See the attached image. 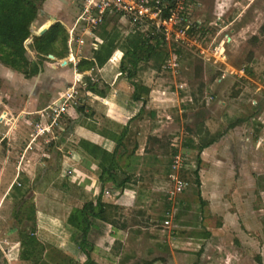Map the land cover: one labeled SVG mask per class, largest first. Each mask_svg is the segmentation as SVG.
I'll return each instance as SVG.
<instances>
[{
	"label": "rangeland",
	"instance_id": "1",
	"mask_svg": "<svg viewBox=\"0 0 264 264\" xmlns=\"http://www.w3.org/2000/svg\"><path fill=\"white\" fill-rule=\"evenodd\" d=\"M188 13L191 23H200L212 35L219 30L228 35L229 64L244 73L241 77L226 74L225 79L220 80L221 74L216 68L204 64L183 49L180 50L178 68L174 73L162 67L159 71H153L151 63H139L142 70L137 72L133 81L148 85L154 91L152 94L161 100L154 106L152 98L143 96L146 102L145 113L153 111L160 117L149 119L146 115L141 123L147 139L144 152L159 155L161 165L148 168L136 183L134 201L146 199V203H130L126 212L108 209L107 213L114 217L103 214L102 219L94 222L95 230L101 229V232L92 234L95 240L89 254L97 264H259V261L264 264V0H193ZM103 26L99 35L103 32ZM104 28L112 37L117 38L118 43L134 31L122 17L114 19ZM149 31L143 30L144 35L149 36ZM32 38L31 34L25 42L29 57ZM83 50H86V56L90 58L89 50ZM118 51L123 56L120 49L115 50L109 63L103 66L104 72L97 73L96 68L92 74L94 80H99L97 88L106 87L103 85L104 80L109 81L108 78L119 73L122 57ZM248 69L251 75H247ZM87 74L81 75L82 81ZM15 77L21 75L0 65V264H55L62 255L83 263L86 257L77 247L79 237H71L74 236L73 229L66 226L65 230L62 219L68 215V222L74 211L86 202L91 201L95 206L100 192L101 202L110 201L111 189L109 184L103 185L101 189L99 183L81 177L72 183L74 176L76 178L74 169L79 172V163L82 161L84 166L88 163L84 156L77 153L79 142L82 138L93 139L90 133L100 132L103 128L120 132L125 115L113 114V118H107L102 102L79 92L67 109L66 115H69L67 118L63 116L65 119L56 131L59 138L55 134L51 141L58 145L56 147L59 150L50 142L48 146L51 147H45L47 144H44L41 153L35 147L34 153L28 151L25 154L29 131L16 128L15 131L11 130L13 133L8 134L10 127L7 123L11 124L13 121L11 115L3 113L5 108L11 106L12 109L23 100L19 98L21 93L17 87L12 84ZM118 79L125 81L124 75H120ZM115 86L106 87L107 94ZM120 87L124 89L122 86H116V89L120 91ZM102 90L105 91V88ZM175 95L178 103L174 99ZM219 101L225 104L221 105ZM83 103L86 108L79 114L81 117L75 121L68 120L70 115L73 117L75 105L82 106ZM164 113H169L170 119L161 116ZM231 123L241 128L244 142L236 151L233 149L229 152L224 148L225 144H221L218 153L202 163L198 171L200 183L203 180L206 192H211L216 187L222 198L219 206H210L206 202L201 207V198L197 196L193 184V171L197 169L196 151L180 147L187 139H193V142L195 139L197 143V134H211L209 128L213 129L211 135L226 132ZM152 133H157L159 138L150 137ZM221 140L224 141L223 138ZM250 144L252 148L249 147ZM174 151H178L180 155L187 152V168L180 172V177L187 181L188 186L170 203L166 200L165 193L170 188L168 173ZM231 152L235 157L252 160L250 169L248 166L245 169L246 173L248 170L252 171L251 177L239 174V170L243 169L240 164L233 166L230 162L216 167L213 165L215 157L225 155L231 158ZM68 170L72 172L71 175L67 174ZM205 173L209 174L205 176ZM86 187L89 189H85ZM137 193L140 194L138 199ZM140 206L152 213L147 216L151 220L139 214L138 211L141 210L136 207ZM172 206L180 209L188 207L186 214L178 219V222L187 221L192 227L195 226L188 233L209 235L203 240L194 241L196 246L190 247L198 250L200 243L205 241L201 252L204 255L198 259L196 252H184L175 248L183 246L169 243L170 233H178L174 228V221L163 227L161 222L164 219H159ZM173 218L175 219L174 216ZM33 221V237L44 247L42 260L38 262L20 259V235L32 229ZM117 221L124 223L121 226ZM200 221L205 222L210 230L224 224L225 228L217 236H211L206 228L198 230ZM106 223L112 227L109 235L105 234ZM185 232L179 231L178 241L186 239ZM65 240L66 248L70 249H64L62 243ZM249 240L252 242L251 246ZM206 257H210L208 261Z\"/></svg>",
	"mask_w": 264,
	"mask_h": 264
},
{
	"label": "crops",
	"instance_id": "2",
	"mask_svg": "<svg viewBox=\"0 0 264 264\" xmlns=\"http://www.w3.org/2000/svg\"><path fill=\"white\" fill-rule=\"evenodd\" d=\"M81 0H45V2L43 3L41 9L39 10V14L37 16V19L35 20V22L32 24L31 26V34L34 36H39L38 33L39 31H41L44 28H49L52 24L58 22L60 23L65 30L68 32V30L71 28L73 21L80 9V2ZM108 19H110V22L113 21L114 19H118V17H107ZM107 20V19H106ZM105 20V21H106ZM104 23L94 32V38L99 42V46L103 43V39H102V34L99 35V31L102 28V26L105 24ZM109 22V23H110ZM103 33V32H102ZM84 48H87L88 52L90 53L91 57H92V50L89 49L88 46H85ZM84 51V52H83ZM86 50H82L81 52L76 51L74 53V55L76 56H80L81 59H91V57L89 58L88 56H86L85 53ZM119 53V51H118ZM69 54V53H68ZM85 54V55H84ZM29 55H31V59H34V54L30 51ZM50 62H45L44 66L42 68V71L34 78L31 79H24L22 76L21 77H15L12 81V84L15 85L17 87V90L21 93L19 94V98H23V100L19 101L16 105V107L10 109L11 106H9V108H5L6 110L3 112L5 115L9 114L11 115L12 121L10 122L11 124L7 125L10 127L8 128L7 132L8 134L13 133L11 130L14 129L13 131H15L16 128L19 129H24V130H28L29 131V138L27 143L30 140V134L33 131L32 125L34 123H36L38 120H40L41 115H40V111L44 110L51 102H53L57 97L58 94L61 93L62 91H64L65 89L71 87L73 85V83L75 82V79L77 78V73H75V70L72 67L71 62H68V55L67 57H65L62 60H65L67 63L65 65L62 64V60L53 58L50 59ZM109 63V62H108ZM111 63V62H110ZM107 65V64H106ZM105 67V66H104ZM102 69H97V73L98 72H104L103 68ZM88 73V74H87ZM85 74L90 75V72H86ZM83 75V74H81ZM80 75V76H81ZM120 76V73H116L114 75V77L112 78H108L109 81H105L104 80V86L108 87H112L114 85L116 86H122L121 89L120 87V91H118V89L112 88L111 92L107 94H105L104 97H100L96 94H93L91 92H83L85 94L86 97H91V99H96L99 100L100 102H102L101 104L104 107V111L107 112L106 117L109 118L110 116L113 118V114L115 115H121L123 116V114L125 116H123L125 118V121L121 127V131L118 132L117 130H113V129H101L100 132H96V133H90V136L96 140L93 141V139H86V138H82L80 139L81 141H84L86 143L90 145H95L101 148L106 149L109 152H113L115 149L118 150V155L116 156V159L119 162L120 165V172L122 173V177H128V182L120 188H115L114 185L109 182L107 184H109V188L111 189V196H110V201H107L106 203L108 205H110V209L109 210H119V211H127V206L132 203L135 204V202H143L146 203V199H140L139 201H134L135 199V189H136V183H138V181H140V178H142L144 176V174L146 173V170L148 168H152L155 165H161V158L159 155H155V154H148L146 152H144L145 148H146V138H145V130L143 127V124H141L144 119L145 116L147 115L149 119H158L160 118L159 115H157L155 112L150 111L145 113V107H146V102L144 104V110L140 111L141 107L143 106L142 102H132L130 99V94L133 91L132 86H130L129 82L124 79L125 81H123L122 79H118V77ZM96 82H99V80H96ZM84 82V81H82ZM102 83V82H101ZM126 86H125V85ZM144 86H146L149 89V93H148V97L152 98L151 99V103H153V105H157L159 104V102H161L160 99H158L157 97H155V94L153 95L152 93L154 92L152 88H150L148 85H146L145 83H142ZM106 87H102V89L105 88L106 91ZM152 94V95H151ZM174 96V95H173ZM146 97V96H145ZM174 99L176 100V102L178 103V97L175 95ZM18 99H16L17 101ZM145 100V99H144ZM165 100V99H164ZM163 100V102H164ZM15 101V102H16ZM84 102V100H83ZM219 104L224 105L225 103L222 101H219ZM82 105L85 106V104L83 103ZM86 108V107H85ZM75 109V108H74ZM8 110H11L13 113L9 112ZM86 111V110H85ZM113 112V113H112ZM112 113V115H111ZM69 115V114H68ZM68 115H65V118H67ZM71 116V115H70ZM68 117V120H76L78 118L81 117V115H79L78 113H76V110H74L73 113V117ZM161 116H164L167 120L170 119V114L169 113H164ZM105 117V118H106ZM15 118V119H14ZM64 117L62 118V120L60 121L59 127L61 125V122L65 119ZM122 121V122H123ZM160 122V121H157ZM208 125V123H207ZM58 128L55 130L54 132V136L57 135L56 131L58 130ZM240 129L239 127L234 126L233 128L227 130V132H225V136H223L222 138L223 140H219L217 143L213 144L212 146L205 148L202 150L201 154H200V158L202 163L205 162L208 158H210V156H215L216 153H218V150L220 149L221 144H225V149L227 148V152L235 149L234 151L237 150V148H239L240 145L243 144L244 140L243 137H241V133H240ZM60 130V129H59ZM210 130V131H209ZM209 132H213V129L209 128ZM62 131V130H60ZM56 134V135H55ZM150 137H158L159 135H157V133H152V135H149ZM198 136V134H197ZM4 137V135H3ZM2 137V138H3ZM57 137L59 138V135H57ZM199 137V136H198ZM55 138V137H52ZM121 138V144L118 145V147L116 146L117 144V140ZM9 140V139H8ZM247 141V138L245 139ZM98 141V142H97ZM57 142V140H56ZM51 145H53L54 143L51 142ZM194 144H196L195 139H194ZM46 145L45 147H51ZM173 146V144H171ZM55 149L59 150L58 145L54 144ZM245 146V145H244ZM10 147H12V145H10ZM35 147H37L36 150H39V153H41L44 149V143L42 144V142L40 141L39 145H36ZM183 145H181V149ZM252 148V145L250 144V146ZM245 148V147H244ZM26 149V148H25ZM34 147L31 150H24L25 154H27L28 151H33ZM187 149V148H185ZM183 149V150H185ZM189 151H192L191 149H188ZM196 151V150H194ZM138 152V153H137ZM34 153V151H33ZM80 154V156H84L88 161V163L86 164V166H84V164H82V161L79 163L78 167V171L79 172H75L76 170H74V173H76V178L74 176L71 177L73 178L72 183H75L77 181V178L79 179L80 177L82 179H88L92 182H98L97 179V175H96V171L98 170V166H97V161L92 158L85 149L81 148V146H78V152ZM130 153V156H128V154ZM176 153H178V151H176ZM187 152H183L181 153V156L183 157V166L180 169V172L182 173L183 171H185L184 168L186 167V162L188 161V158L186 156ZM120 154V156H119ZM123 154V155H121ZM197 154V152H196ZM231 158H227L225 155H223L221 158L215 157L214 158V162L213 165L219 166V165H224V164H230V162L232 163L233 166H237V165H242L243 166V173L242 170H239V174H243L244 176H249L251 177L252 175V171L248 170V172L246 173L247 166L249 167L248 169H250V166L253 164L251 159H246V157H235L234 154L231 152ZM159 156V157H158ZM196 157V156H195ZM187 158V159H185ZM227 158V159H226ZM238 158V159H237ZM123 160H125V162H123ZM201 163V165H202ZM213 166V167H214ZM197 167V166H196ZM201 168V166H200ZM168 170V168L166 169ZM200 169H198L199 171ZM214 172V171H212ZM216 173V172H215ZM209 174V173H205V176ZM204 176V177H205ZM211 178V177H210ZM209 179V178H208ZM214 180V179H213ZM200 181V178H199ZM78 185V184H77ZM100 185V184H98ZM79 186V185H78ZM85 189H89V187H86ZM186 190V189H185ZM218 192V193H216ZM138 194V193H137ZM199 198H201V202H203V204H201L200 206H204L206 202H208V204H215L217 206L220 205L221 203V198L220 197L221 193L220 190L218 191V189L216 187H214V189L211 192H206L204 190V182L203 180L200 183V189H199ZM138 196L140 198V194L137 195V199ZM142 196V195H141ZM136 199V200H137ZM125 204L126 207H125ZM178 206V205H177ZM209 206V207H210ZM175 207V206H174ZM173 206L171 207L172 209H169L173 212V216L175 217V219L172 216L171 219V223L172 221H174L175 227L179 233V231L181 232H185L186 233V239L183 242L178 241L177 237H178V233L173 232L170 233L172 235L169 236V243H176L179 246H183V247H175V248H179L180 250L184 251V252H196V258L198 259L201 255H204V252H202L203 249V245L205 241H202V243H200V247L199 249H191V246H196V242L194 243V241H198V240H203V238L209 236L207 233L202 234V233H197L198 235H194L193 233H188L190 231V228L195 229V226L192 227L190 222L187 221H179L178 219L181 218L184 214H186V211L188 210V207H185L184 209H180L179 207H175ZM136 208H140L141 211L139 214H141L142 216H145V219H150L147 218V216L149 214H152L151 212H149L148 210H144V206H140V207H136ZM78 209V208H77ZM168 210V209H167ZM201 211V209H200ZM164 213V212H163ZM164 215V214H163ZM162 215V217H163ZM107 216L109 217H114V215H110L108 214ZM68 217L65 216L63 220L64 223V229H66L67 225V220L66 218ZM164 218H161L159 220H163ZM174 219V220H173ZM119 220V219H117ZM151 220V219H150ZM114 222V221H112ZM109 223V222H107ZM106 223V235H109V233H112V227H109V224ZM118 224H122L124 222H118ZM162 223V222H161ZM114 224H116L114 222ZM225 225V224H224ZM224 225H222L219 228H215V230H210L208 228V225L205 224V222L200 221L199 225H198V230H204L206 228V232H211L210 235L211 236H217V234L223 231V229L225 228ZM115 227V225H114ZM69 228V227H68ZM114 233V231H113ZM66 238V237H65ZM63 247L64 249H70L69 247L66 248V240L64 241ZM244 244H247L244 242ZM252 242L251 240H249V246H251ZM241 245H243L241 243ZM171 246H175V245H171ZM218 249V247H217ZM64 254H67V252H64ZM186 255H188V253H186ZM192 255V254H191ZM195 256V255H193ZM210 257H206V260L208 261ZM214 258V257H213ZM210 263V262H209Z\"/></svg>",
	"mask_w": 264,
	"mask_h": 264
},
{
	"label": "trees",
	"instance_id": "3",
	"mask_svg": "<svg viewBox=\"0 0 264 264\" xmlns=\"http://www.w3.org/2000/svg\"><path fill=\"white\" fill-rule=\"evenodd\" d=\"M45 0H0V65L19 73L24 79H31L36 77L41 71L45 61H48V55L56 59L62 60L68 55L67 40L68 33L65 28L58 22L52 24L41 36H34L29 44L30 51L35 54V59L28 56L25 47V42L31 36V26L37 19L39 10L41 9ZM107 19V20H106ZM103 26L102 39L103 43L96 51L92 52L91 59H81L76 66V72L85 74L90 72V75L84 77V82L87 84L88 91L100 97H104L106 91L101 87L97 88V83L91 76L95 73L96 68H102L112 57L115 50L120 49L123 56L119 63V73L124 75L125 79L132 86L133 91L130 94L132 102H142L143 106L140 111L144 110L145 100L143 96H147L149 89L142 83H136L133 79L140 68L139 63H151V70L159 71L163 66L164 60L167 59V51L163 42L158 35H144L143 28L134 26V31L128 34L124 41L118 43L114 36L106 32L104 28L110 22L106 18ZM181 55V51H177ZM247 75H251V71L247 70ZM84 105H75L76 112L80 114L84 111ZM235 126L234 123L229 124L226 130ZM227 132V131H226ZM201 134V133H200ZM205 132L204 135L198 134V142L194 144L193 139H187L183 144L184 148L196 150L195 157L197 169L193 171V184L195 185L197 196L199 197L200 181L198 169L201 166L200 154L203 149L217 143L225 134L219 133L216 135H209ZM121 144V138L117 140L116 146ZM79 146L85 149L86 152L94 158L98 163V170L96 171L97 179L100 188L103 185L111 182L115 188L123 187L128 182V177H122L120 172V165L116 156L118 150L109 152L104 148L90 145L80 141ZM123 155V154H121ZM176 155V151L172 156ZM120 156V154H119ZM130 156V153L128 154ZM171 165V163H170ZM169 165L168 177L171 174ZM78 168V167H77ZM76 170V169H74ZM67 176V174H66ZM203 204V202H201ZM110 205L101 202V192L96 199L95 206L91 201L84 203L81 208H78L68 219V226L73 229L74 236L79 237L77 243L78 249L85 255L86 259L83 263L73 260L67 255H62L59 262L55 264H97L90 256L89 251L94 246L92 234L94 232H101L95 230L94 222L97 219H102L103 214H108ZM163 218V217H162ZM35 222L33 221L32 229L27 233L20 235V259L23 261L42 260L44 253L43 245L33 237L35 230ZM40 262V261H39ZM259 264L260 261L258 262ZM42 264H48L42 262Z\"/></svg>",
	"mask_w": 264,
	"mask_h": 264
},
{
	"label": "built area",
	"instance_id": "4",
	"mask_svg": "<svg viewBox=\"0 0 264 264\" xmlns=\"http://www.w3.org/2000/svg\"><path fill=\"white\" fill-rule=\"evenodd\" d=\"M192 2L193 0H81L80 9L67 32L68 62H71L77 73L76 66L81 57L74 55V50L81 52L88 46L90 50L96 51L99 42L94 38V32L107 17L116 16L125 18L132 27H142L143 30H150L151 35L160 37L168 55L162 66L166 71L176 72L180 59L177 51L183 49L204 64L216 68L221 74L220 80L225 79L226 74L241 77L244 71L229 64L228 35L222 33L223 30L212 35L200 23H191L188 20V10ZM119 55L122 57V53ZM80 75L77 73L73 85L59 93L53 102L40 111L41 118L32 125L33 131L26 146L27 150L35 148L40 141L48 145L54 139V131L66 115L70 103L76 100L79 92H88L87 84L82 82ZM183 162V157L178 153L171 158V174L168 177L170 188L165 193L166 200L170 203L188 186L187 181L180 177ZM18 174L19 171L17 176ZM67 174L71 175L72 172L68 170ZM172 216L171 210L164 212L163 227L170 225Z\"/></svg>",
	"mask_w": 264,
	"mask_h": 264
},
{
	"label": "water",
	"instance_id": "5",
	"mask_svg": "<svg viewBox=\"0 0 264 264\" xmlns=\"http://www.w3.org/2000/svg\"><path fill=\"white\" fill-rule=\"evenodd\" d=\"M47 29H48V28H44V29H42L41 31H39L38 35L41 36V35H42ZM48 58H49V59H53L54 57L51 56V55H48ZM62 64L65 65V64H66L65 61L62 62Z\"/></svg>",
	"mask_w": 264,
	"mask_h": 264
}]
</instances>
